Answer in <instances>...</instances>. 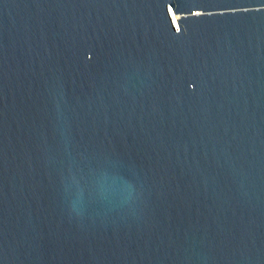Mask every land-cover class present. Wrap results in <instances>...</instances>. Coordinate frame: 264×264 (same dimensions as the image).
Listing matches in <instances>:
<instances>
[{
  "label": "water",
  "instance_id": "obj_1",
  "mask_svg": "<svg viewBox=\"0 0 264 264\" xmlns=\"http://www.w3.org/2000/svg\"><path fill=\"white\" fill-rule=\"evenodd\" d=\"M0 264H264V0H0Z\"/></svg>",
  "mask_w": 264,
  "mask_h": 264
}]
</instances>
